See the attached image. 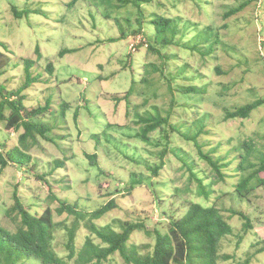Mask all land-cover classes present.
<instances>
[{"label":"rangeland","instance_id":"374dc122","mask_svg":"<svg viewBox=\"0 0 264 264\" xmlns=\"http://www.w3.org/2000/svg\"><path fill=\"white\" fill-rule=\"evenodd\" d=\"M71 1L0 0V51L11 57L0 82L9 90L20 87L25 74L18 61L36 60V48H40L41 59L30 73L42 80L49 77L50 82L39 81L26 89L24 94L30 96L24 104L51 101L46 122L52 128L48 136L54 139L38 137L39 144L29 152L33 157L29 166L10 164L2 171L0 225L15 232L20 224V217L10 212L15 194L33 215L50 207L54 221L64 223L55 229L53 246L67 259L68 228L76 223L78 253L89 239L101 244L88 226L90 213L111 199L116 207L94 220L98 226L112 225L121 231L119 220H144L150 230L162 233L184 215L185 202L192 201L221 209L233 229L221 241L218 264H244L246 260L264 264V251L258 254L254 247L264 238V226L258 224V220L264 223V187L247 198L235 191L242 174L255 169L250 164L264 158V103L249 118L225 117L227 111L264 100V0H153L144 4L145 22L157 14L179 19L181 25L189 23L186 34L179 35L183 42L164 47L155 43L152 25L144 22L143 42L137 36L141 34L133 33L138 14L132 5L119 7L115 0L113 5L103 0ZM240 6L241 11L230 14ZM207 27L219 32L211 39L205 37L211 54L205 56L181 44ZM110 38L117 41L110 43ZM147 41L160 54L150 50ZM198 42L192 41L190 48ZM49 63L54 66L52 75L45 70ZM132 86L130 105L113 100ZM179 86L199 89L178 92ZM159 113L163 118L171 114L169 123L150 132L145 141L140 135L145 122L140 120ZM22 132L8 131L0 121V151L18 145ZM244 143L248 149L242 147ZM246 154L244 166L249 169L244 172L239 163L240 155ZM88 155H96L97 163H91ZM204 155L221 160L223 178ZM56 160L65 162L64 166L56 169ZM184 161L203 179L209 198L201 194L197 177ZM259 176L264 177V172ZM54 195L77 203L84 218L67 212L59 215L60 200ZM232 208L247 213L255 228L245 232L243 220L229 213ZM154 242V235L145 231H136L131 238L135 245ZM24 264L43 263L31 258ZM105 264L127 263L116 253Z\"/></svg>","mask_w":264,"mask_h":264},{"label":"trees","instance_id":"16d2710c","mask_svg":"<svg viewBox=\"0 0 264 264\" xmlns=\"http://www.w3.org/2000/svg\"><path fill=\"white\" fill-rule=\"evenodd\" d=\"M77 0H72L70 4H75ZM113 0H103V3L113 5ZM119 7H125L132 5L137 9V22L138 28L133 31L134 34L143 33L144 22L146 20L144 4H151L153 0H115ZM112 2V3H111ZM243 9V6L232 9L230 14H235ZM106 12L109 10L105 9ZM229 16V13L226 14ZM179 19H172L163 17L161 15H151L146 25H152L155 34L153 39L156 44L162 47L171 44L183 42L181 37L186 34V30L189 28V23H179ZM129 22V21H128ZM208 29V30H207ZM122 36L125 37V30L121 27ZM196 35L187 40L188 43H181L185 45L187 49L197 51L202 55L211 54V50L206 48L207 41L205 37L209 36L211 39L215 32L219 35V32L213 27H207L204 30L196 31ZM179 35L181 37H179ZM139 36V35H137ZM147 40V39H146ZM180 40V41H179ZM194 40H200L195 46L190 48V43ZM117 39L110 38L109 42H116ZM1 44H4L1 42ZM147 47L154 53L160 54V50L157 49L152 43L146 42ZM136 47V46H135ZM201 47V49H200ZM71 50L70 52H74ZM37 58L32 59H20L19 65H23L25 81L17 89L9 90L5 84L0 82V121L4 123L5 129L21 130L23 132L18 137V145L12 148H6L3 152L0 151V175L2 171L10 164L18 165L22 168H26L32 163L33 157L29 153L31 148L39 144L38 137L45 139L46 141L53 142L54 139L49 137L48 133L52 131L49 123L46 122L48 118L47 114L51 109V101L46 100L44 104L37 106H26L24 101L28 96L25 90L39 81L46 83L50 82V78L46 77L45 80L40 79L41 76H33L30 72L31 69L39 63L41 59V50L36 48ZM11 57L6 53L0 51V76L6 72V68L9 66ZM17 65V64H16ZM52 75L54 72V66L49 63L45 69ZM51 77V76H50ZM166 78V76H165ZM168 81V80H167ZM171 83V81H168ZM171 85V84H170ZM172 89V87L170 86ZM199 87L197 86H179L176 90L178 92H197ZM133 92V86L123 96H113V100L121 102L127 101V105H130L129 97ZM264 103V100H257L252 103L240 106L233 111H227L226 120L230 119H246L251 116L254 109ZM174 104L172 103V106ZM9 110V114H6V110ZM171 117V114H170ZM170 117H161L160 113L158 117H148L147 119L141 118L140 122H145L142 132L140 133L142 139L148 140V134L155 131L162 126L163 123H169ZM77 119V115H75ZM171 130L172 127H171ZM184 136V135H183ZM190 138V136H187ZM196 140L197 146L201 149ZM6 146V145H5ZM5 146H2L5 148ZM243 148H249L247 143L242 144ZM249 150H246L245 153ZM247 154L240 155L241 161L239 163V169L246 171L249 168H255L248 174H242L241 180L237 183L235 191L241 196V198H247L252 192L264 187V177H260V173L264 172V158L258 164H250V167L244 166L247 161ZM91 163L96 162V155H88ZM209 160L216 173L223 178L222 167L225 165L220 164L221 160H214L213 157L204 155ZM56 169L62 168L65 162L56 160L54 162ZM184 164L188 165L192 171L190 165L184 161ZM164 164L162 163L161 166ZM36 163H33V168ZM154 169L155 173L162 167ZM193 173V171H192ZM194 174V173H193ZM196 176V174H194ZM197 177V176H196ZM38 178L44 181V176L39 175ZM201 194L209 198L206 187L203 185V179L197 177ZM116 190H119L118 188ZM130 190H132L130 188ZM118 192V191H116ZM55 199L60 200L57 196H53ZM175 203L176 196L173 195ZM15 203L11 208V213H16L20 217V224L15 232H11L0 225V264H24L25 259L37 258L43 264H69L74 260L73 264H105L112 260V257L119 253L127 264H218V259L221 258L219 254L221 241L226 236L233 233L232 227L225 221L221 209L215 205L204 206L201 203L186 201V211L182 217L176 218L170 223L168 232L162 233L158 229L150 230L145 225L144 220L137 222L130 221H117L121 231L117 230L112 225L98 226L94 220L103 217L114 207L116 203L114 199L108 201L107 204L94 210L90 213L89 228L90 230L101 240V244H95L91 239L87 240L82 251L78 253L75 239L76 232L78 230L77 223L73 227L68 228V242L67 249L69 250L67 259L59 256L54 249V234L57 227L63 226L64 223L55 222L53 219V211L50 207H47L41 215H33L24 207L21 199L17 194L14 195ZM163 204V200L160 199ZM172 202V201H171ZM177 202V201H176ZM57 212L62 215L67 212L71 215H75L78 218H84L79 212L77 203H69L60 200V207ZM229 213L232 216H239L243 220V228L245 232L253 230L255 223L252 218L244 211L236 209H230ZM258 224L263 225L258 220ZM136 231H145L148 235H154L155 242L153 245H135L131 243L132 235ZM243 237L239 236V240L242 242ZM257 246L256 253L264 251V238L261 239ZM149 249H151L149 251ZM77 256V257H76ZM224 257V256H223ZM76 258V259H75ZM230 259V257H228ZM250 260H246L244 264H249ZM72 264V263H71Z\"/></svg>","mask_w":264,"mask_h":264},{"label":"built area","instance_id":"2783aa9c","mask_svg":"<svg viewBox=\"0 0 264 264\" xmlns=\"http://www.w3.org/2000/svg\"><path fill=\"white\" fill-rule=\"evenodd\" d=\"M139 37L141 38V41H142V39L145 40V39L143 38V36L139 35ZM139 42H140V41H139ZM142 42H143V41H142ZM133 46H135V44H134Z\"/></svg>","mask_w":264,"mask_h":264}]
</instances>
